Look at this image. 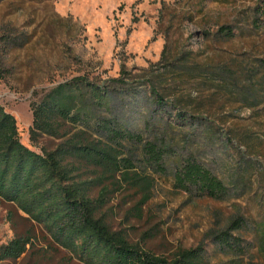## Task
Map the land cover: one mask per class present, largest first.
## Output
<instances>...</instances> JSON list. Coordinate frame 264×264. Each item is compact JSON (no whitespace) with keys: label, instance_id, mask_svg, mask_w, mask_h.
Segmentation results:
<instances>
[{"label":"rangeland","instance_id":"1","mask_svg":"<svg viewBox=\"0 0 264 264\" xmlns=\"http://www.w3.org/2000/svg\"><path fill=\"white\" fill-rule=\"evenodd\" d=\"M263 5L0 0V105L15 118L20 142L42 154L61 139H29L30 104L75 78L106 88V106L89 113L131 138L118 146L86 133L131 163L129 179L104 178L93 190L107 187L101 213L111 229L156 255L201 247L210 264H264ZM188 162L209 171L224 193L211 198L179 184ZM8 209L0 201V246L27 231L36 237L15 264H82L23 214L9 223Z\"/></svg>","mask_w":264,"mask_h":264},{"label":"trees","instance_id":"2","mask_svg":"<svg viewBox=\"0 0 264 264\" xmlns=\"http://www.w3.org/2000/svg\"><path fill=\"white\" fill-rule=\"evenodd\" d=\"M107 98L106 88L75 78L31 103L29 139L34 142L42 134L61 139L54 150L42 154L20 142L15 118L0 105V201L9 206L7 221L12 223L15 214H23L48 235L52 244L66 251L70 260L82 264H210L201 247L178 249L170 256L156 255L131 243L105 221L101 210L107 187L96 195L94 187L104 178L131 177V163L119 158V150L86 136L88 130H94L118 146V139L131 140L108 126L109 122L98 124L90 115L95 105L106 106ZM61 123H67L74 132L60 133ZM148 153L152 157L157 154L152 147ZM87 166L92 176L83 178L81 173ZM176 176L179 184L194 186L211 198L224 193L222 183L193 162L181 167ZM135 210L139 212L138 207ZM227 235H221V243H227ZM35 239L27 231L1 245L0 264H15L34 247Z\"/></svg>","mask_w":264,"mask_h":264}]
</instances>
